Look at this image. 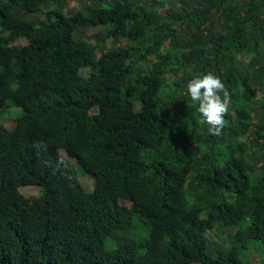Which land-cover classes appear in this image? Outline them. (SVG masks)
<instances>
[{
	"label": "trees",
	"instance_id": "1",
	"mask_svg": "<svg viewBox=\"0 0 264 264\" xmlns=\"http://www.w3.org/2000/svg\"><path fill=\"white\" fill-rule=\"evenodd\" d=\"M51 1L0 0V118L23 110L0 123V264H253V250L264 264V0H90L71 15ZM113 36L131 44L107 49ZM208 72L229 92L218 136L187 93Z\"/></svg>",
	"mask_w": 264,
	"mask_h": 264
},
{
	"label": "rangeland",
	"instance_id": "2",
	"mask_svg": "<svg viewBox=\"0 0 264 264\" xmlns=\"http://www.w3.org/2000/svg\"><path fill=\"white\" fill-rule=\"evenodd\" d=\"M90 0H59L57 3L54 2L53 0L47 4L44 9L45 12L52 10L53 8H55V6H61L64 7L66 10V13H68L69 15L71 14H77L80 10H82V8L86 5L89 4ZM16 10V9H15ZM18 14H20L22 17L28 19V20H36L40 23V25H43L47 22V17L45 15V13H39L37 15H31L28 13H25L23 11H16ZM108 33V29L105 26H101L98 28H89V29H85L81 32V37L82 38H86L90 41H92L93 43H97L98 40V36L99 35H106ZM29 43V39L28 38H18L16 40H13L10 42V45H14L16 47L21 48L24 45H27ZM131 43L126 40L125 38H116V37H112L109 38L106 42V47L107 49H111V48H116V47H122V46H127L130 45ZM102 54V50L100 49L98 52V56H101ZM246 63H250V59L249 58H245L243 59ZM157 60L156 59H151L148 62H144V66L146 67V69H150L153 64H155ZM80 73L83 75L90 74V68L89 67H83L80 70ZM257 86H259L258 84H255ZM263 96V95H262ZM181 111H183L182 106H181V102H176L173 105H170V113L171 115H173L175 118L181 113ZM23 112L22 108L12 104L9 107H7L5 109V112L2 114V117L0 118V123H3L4 125L8 126V127H12L14 125V121L17 118V116L21 115ZM252 153L250 155L249 160L247 159V162L249 165H253L258 161V156H257V152L253 150H250ZM60 156L66 160V162L72 166L73 168H75L79 174L80 177V181L81 183L84 185L85 189L88 191H91L93 189L94 186V182L93 180L88 176V175H84V172L82 170V168L78 165L77 161L74 158L69 157L68 155H66L65 152H61ZM190 188L185 189V198L187 201L191 202L193 201V196L190 194ZM21 192L23 193V195L25 197H37L41 194V188L38 186H26V187H22L21 188ZM124 203H128L126 201H122ZM232 235V230L229 231H223L220 230L219 232L217 231H211L210 232V238H212L213 242H217L220 244H229L228 243V239H230V236ZM229 246V245H228ZM216 251V250H215ZM250 256L252 257V263L253 264H259L262 261V256L261 254L258 252V250H253L250 253Z\"/></svg>",
	"mask_w": 264,
	"mask_h": 264
},
{
	"label": "clouds",
	"instance_id": "3",
	"mask_svg": "<svg viewBox=\"0 0 264 264\" xmlns=\"http://www.w3.org/2000/svg\"><path fill=\"white\" fill-rule=\"evenodd\" d=\"M87 75L90 76L91 73ZM187 93L192 102L198 105V112L202 117L201 123L209 126L208 132L215 136L221 135L222 129L225 127L224 117L228 113L230 104L229 92L223 81L213 73L208 72L188 81ZM34 146L37 148L43 147L46 150V145L43 142ZM61 152H65L69 156L66 151L60 150L59 154Z\"/></svg>",
	"mask_w": 264,
	"mask_h": 264
}]
</instances>
